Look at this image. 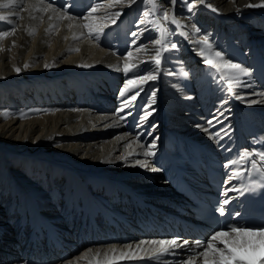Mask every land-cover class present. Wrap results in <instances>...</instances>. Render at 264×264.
<instances>
[{"label":"bare ground","instance_id":"6f19581e","mask_svg":"<svg viewBox=\"0 0 264 264\" xmlns=\"http://www.w3.org/2000/svg\"><path fill=\"white\" fill-rule=\"evenodd\" d=\"M6 2L0 0V4ZM22 2L24 10L19 13L20 19L16 18V8H0V15L7 16L16 25L15 33L11 34V24L0 21V30L10 32L0 40V112L17 113L6 119L0 116V264H26L23 263L24 251L30 245L21 242L26 241L24 238L31 231L25 229L24 233L22 224L43 232L68 219L81 226L96 223L93 214L103 208V203L96 201L98 193H102L101 198L109 199V194L119 192L118 186L127 184L129 189L151 197L156 204L164 201L161 194L173 196L175 192L163 176V171H167L164 160L169 156L179 158L180 152L173 145L181 135L211 140L203 129L209 128L206 122L212 120L217 109L224 111L227 119L220 117L223 123H216L209 132L228 128V135L221 133L224 145L233 144L231 136L241 126L249 131L244 134L249 138V133L259 123L257 119L264 120V102L249 103L264 101V7H245L259 0H205L217 11L196 0L194 15L185 8V0H176L174 9L170 0H158L170 17L174 12L176 19L185 25L183 31H187L189 37L187 40L178 34L170 37L179 50L163 54L167 60L161 57L158 78L142 85L143 91L137 97L135 108L131 109L132 115L123 120L120 117L129 109L119 114L117 110L121 105L119 90L125 82L121 80L125 74L117 68L122 67L125 49L133 39L130 33L143 30V25H137L136 21L145 5L138 0L131 7L116 5L98 10V16L121 9L122 14L97 41L82 27L86 21L79 19L93 0H56L55 9L67 6L68 13L78 18L71 21L59 19L61 13L53 9L37 11L46 8L51 0ZM99 2L107 5L110 0ZM56 5H60L59 8ZM160 22L170 32L176 31L170 22L162 19ZM192 24L200 28V34L193 36ZM30 31L34 32L31 36ZM82 32L84 36L73 39ZM202 35H209L214 47L227 59L251 69L250 77L240 78L249 86L235 89L236 95L244 99L221 91L209 74L208 66L196 54L198 49L194 50L195 46L190 43ZM155 38L156 33L143 31L137 47L144 44L147 48L139 52L133 48L129 62L149 61L155 55L151 44ZM122 39L126 43H122ZM25 63L29 64L27 69L23 67ZM45 64L50 67L45 68ZM17 67L21 69L19 73L15 71ZM152 68L153 65L143 63L139 72L145 75ZM153 91L155 103L149 111H155L140 123L141 106ZM112 99L116 100L114 105L110 104ZM224 100L227 103L222 106ZM30 109L41 111L19 117V111ZM250 114L256 116L255 121L248 119ZM154 139V151L159 150L160 156H145L144 148ZM131 152L138 154L129 155ZM137 159L148 167L136 165ZM118 196L129 200L121 191ZM105 203L107 213L109 202ZM61 234L66 237L67 231ZM161 239L130 234L128 241L105 235L99 243L82 245L78 241L81 251L55 264H88L97 250L103 256L106 250L111 252L115 248L118 255L128 251L129 244L143 259L119 264H144L145 260H150L156 246L141 245L142 250H137L136 245L140 241ZM69 243L72 248L73 241ZM42 248L40 244L38 249ZM89 248L92 252L87 253V257L82 255Z\"/></svg>","mask_w":264,"mask_h":264},{"label":"snow or ice","instance_id":"6c2138e0","mask_svg":"<svg viewBox=\"0 0 264 264\" xmlns=\"http://www.w3.org/2000/svg\"><path fill=\"white\" fill-rule=\"evenodd\" d=\"M138 0H110V2L105 5L99 0H93L89 6L87 12L79 19L86 21L83 23L82 27L87 29V34L89 37L99 41L100 37L104 34L105 29L109 28L110 25H115L117 20L122 14V9L110 12L105 11L101 15H96L98 10L101 9H111L116 5H123L131 7L133 4H137ZM141 3L145 5V8L141 11L136 23L137 25H143V30L136 32H131L130 35L133 37L130 45L125 49L124 56L122 57V67H118L117 70L122 71L125 74V82L121 89L119 90V96L121 97V105L117 110V114L123 112L124 109H129L125 115L121 116L120 119H126L127 116L132 115L131 109H134L136 106L137 97L140 95V92L143 91L142 85L149 80H156L158 74L161 71V57L164 53H171L173 51H178V44L172 42L170 39L173 35H179L185 40L188 39L189 33L183 31L185 25L176 19L175 14L170 17L167 9H165L161 4L158 3V0H140ZM234 2V0H233ZM173 9L175 8L176 0H170ZM201 4H205L206 7L217 11L213 5L208 2L205 3V0H200ZM56 0H51L47 4L46 8H38L37 11L46 12L49 9L59 11L61 14L59 19H68L75 20L77 17L72 16L68 13L67 6L61 9H55L54 5ZM185 8L189 13L194 15L193 9L196 7V0L188 2L185 0ZM16 8V18L20 19L19 13L24 10L22 0H7L6 3L0 4V8L8 9ZM248 8H258L264 7V0H259V3L253 4L249 3L245 5ZM150 9V11H149ZM240 9L237 8V12ZM35 18V17H33ZM51 19V17H50ZM161 19L164 22H170L175 25V32H170L168 28L164 27L161 24ZM191 19V16L189 17ZM6 20L11 24L12 33L16 31V25L11 23V20L5 15H0V21ZM53 27L50 25V28ZM72 25L69 24V28ZM143 31H152L157 34V38L151 41L152 51L155 55L147 62L140 61L139 63H131L130 58L133 57V48L137 52L141 49H146L147 45L140 44L137 47V42L140 40L143 35ZM200 28L195 24L191 25V32L193 36L200 34ZM34 32H28V35H33ZM10 35L9 31L0 30V40L6 38ZM210 35V34H209ZM209 35H202L201 38L191 40L195 46L196 54L202 58V62L208 66L209 74L212 75L214 81L220 87L221 91L225 92L228 95L235 96L236 99H244V97L236 95L235 89L238 87H248L247 81H243L241 77H250L251 69L244 67L242 64L235 63L231 59H227L224 56V53L217 50L214 47L213 42L210 41ZM84 36V33H80L79 36H73L74 40L80 39ZM15 46V41L12 43V47ZM11 48H9V51ZM79 51V49H75ZM167 60L166 56H163ZM149 63L153 65L152 71L141 75L139 72L140 64ZM81 66H90V65H81ZM25 69L29 67L28 63L23 65ZM45 68L50 67V65L45 64ZM15 71L19 73L21 69L19 67L15 68ZM129 73H131L133 78H128ZM156 73V74H153ZM171 74V73H169ZM186 77L187 72L183 73ZM131 93V95H129ZM155 91L151 93L144 105L141 106L142 114L139 115L140 123H143L155 109H151V105L155 103ZM189 99L191 97H188ZM264 101L251 100L249 103L256 104ZM227 103V100L221 102V105ZM41 110H28V112L19 111L18 115L20 118H25L29 113H38ZM17 114L13 113L11 110H3L0 112V116H3L5 119L10 115ZM223 117L225 120L227 116L224 115V111L217 109V114L213 116L212 120L207 121L209 128H215L216 123H223V120L220 119ZM197 127H200L197 125ZM209 128L203 129L206 133L209 134L211 139H214L217 144L224 138L221 133L225 136L228 135V128L222 127L219 131L209 132ZM264 142V137L256 143ZM130 143V142H129ZM127 146V145H126ZM141 148H144L143 144H140ZM156 148V140L154 139L151 144L144 148L145 156H154L156 153L154 149ZM231 151V149H227ZM138 153L131 152L129 155H137ZM248 162L251 164L250 168L240 167L241 162ZM111 162V161H109ZM136 165L140 167L147 168L148 164L141 160L135 161ZM227 172V178L223 181L225 187L223 188L221 195L225 197L217 207L216 211L220 216L226 214V205H229L232 200L236 199L235 196H228L229 192H236L238 195H243L245 191L249 189L244 183L245 176H251L253 170L255 173L264 176V151H248L244 150L239 154V159L228 160L223 164ZM151 171H158V169L151 168ZM233 180L240 182V187H237L235 184H232L231 187L227 185L231 184ZM264 187V184L260 185ZM231 215L239 216V212H232ZM151 244L156 246L153 251L150 259H155L160 261L162 257L172 256L176 257L179 255V259L174 262H168V264H197V261H200V264H264V223L261 224H226L225 227H222L218 230H213L211 234L207 235V238L194 239L189 241L188 239H182L179 236H176L171 239H161V240H152V241H140L136 245L137 250H142L141 245ZM128 251H122L118 255L116 254V249L112 248L111 252L105 251L103 256L99 250L93 254L92 258L88 261V264H119L120 261L136 260L143 259L142 256L137 255L132 249V245H127ZM177 250H180L177 252ZM92 249H87V252L82 254L87 257V253H91ZM71 264V262H69Z\"/></svg>","mask_w":264,"mask_h":264},{"label":"rangeland","instance_id":"374dc122","mask_svg":"<svg viewBox=\"0 0 264 264\" xmlns=\"http://www.w3.org/2000/svg\"><path fill=\"white\" fill-rule=\"evenodd\" d=\"M58 8H59V6L58 5H56ZM122 43H126V41L124 40V39H122ZM163 196H167V195H163Z\"/></svg>","mask_w":264,"mask_h":264}]
</instances>
